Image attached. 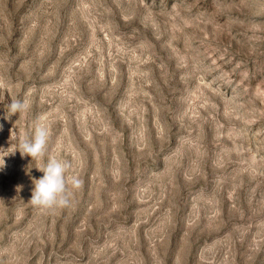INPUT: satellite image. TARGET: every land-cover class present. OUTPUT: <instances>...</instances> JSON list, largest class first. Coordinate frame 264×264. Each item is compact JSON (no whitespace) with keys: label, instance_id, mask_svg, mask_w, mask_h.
Here are the masks:
<instances>
[{"label":"rangeland","instance_id":"1","mask_svg":"<svg viewBox=\"0 0 264 264\" xmlns=\"http://www.w3.org/2000/svg\"><path fill=\"white\" fill-rule=\"evenodd\" d=\"M2 160L0 264H264V0H0Z\"/></svg>","mask_w":264,"mask_h":264},{"label":"clouds","instance_id":"2","mask_svg":"<svg viewBox=\"0 0 264 264\" xmlns=\"http://www.w3.org/2000/svg\"><path fill=\"white\" fill-rule=\"evenodd\" d=\"M29 108L27 99L12 100L7 107L6 118L18 113L26 112ZM50 138V132L46 125L38 123L35 126L33 135L24 137L20 140L18 150L22 158L30 157L32 160H43L46 156L47 145ZM5 167L4 160L0 161V170ZM42 177L33 181L34 187L30 202L33 206L55 210L70 206L72 190H78L83 186V180L76 175H69L72 169V163L68 160L49 157L40 168ZM70 186V187H69Z\"/></svg>","mask_w":264,"mask_h":264}]
</instances>
